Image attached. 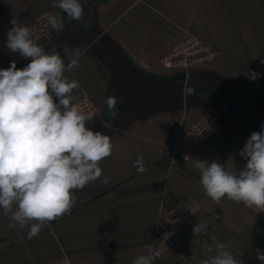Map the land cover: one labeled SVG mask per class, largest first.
<instances>
[{
	"label": "crops",
	"instance_id": "crops-1",
	"mask_svg": "<svg viewBox=\"0 0 264 264\" xmlns=\"http://www.w3.org/2000/svg\"><path fill=\"white\" fill-rule=\"evenodd\" d=\"M53 7V0H0V69L29 62L5 49L14 18L29 26ZM85 21H88L86 24ZM65 28L40 44L67 64L79 48V67L65 75L79 82L99 108L87 127L108 135L112 155L100 162L101 179L75 191L66 214L28 238V229L9 227L0 209V264H48L69 257L73 264H132L147 254L164 224V214L180 201L200 205L193 226L175 254L155 264H201L211 238L229 246L238 264H261L264 212L204 192L194 159L219 162L236 173L250 134L264 123V81L246 77L249 65L264 55V0H96L83 20L64 19ZM194 36L217 49L218 59L188 72L173 71L161 57L176 41ZM116 98L109 109L106 98ZM228 106L218 129L190 161L173 159L178 137L197 120ZM147 167L136 174L133 160ZM207 221V235L192 229Z\"/></svg>",
	"mask_w": 264,
	"mask_h": 264
},
{
	"label": "clouds",
	"instance_id": "clouds-1",
	"mask_svg": "<svg viewBox=\"0 0 264 264\" xmlns=\"http://www.w3.org/2000/svg\"><path fill=\"white\" fill-rule=\"evenodd\" d=\"M88 0H53V7L66 14H47L46 23L57 33L64 19L83 20ZM7 31V49L30 62L18 69L11 62L0 69V209L9 216V227L27 228L28 238L37 236L50 222L69 214L76 203L75 191L102 178L100 162L112 155L111 138L87 127L92 112H83L73 92L80 85L66 72L79 67L77 48L69 62L58 52L49 53L33 38L27 25L12 19ZM87 24L88 21H85ZM105 103L115 108L116 98ZM250 134L239 156L246 165L236 173L219 162L194 159L205 194L216 204L222 199L242 203L256 213L264 212V123ZM137 158V171L143 172ZM101 182L108 183L103 177ZM209 223H197L193 237L207 235ZM204 242L211 254L201 264H238L229 246L211 238ZM160 255L152 246L136 256L132 264H155ZM264 264V254L256 251Z\"/></svg>",
	"mask_w": 264,
	"mask_h": 264
},
{
	"label": "built area",
	"instance_id": "built-area-1",
	"mask_svg": "<svg viewBox=\"0 0 264 264\" xmlns=\"http://www.w3.org/2000/svg\"><path fill=\"white\" fill-rule=\"evenodd\" d=\"M49 13L63 17L60 11L49 10L28 26L32 29L33 38L38 44L48 42L56 32L46 23L47 14ZM5 49L13 56L20 55L19 53L10 52L6 45ZM218 57L217 49L210 47V45L197 37L187 36L176 41L167 49L163 57H161V63L170 70L188 72L194 67L203 66V64L210 65ZM246 77L252 84L261 85L263 83L264 55L249 65ZM75 102L80 104L83 112H92L94 114L93 119L98 117L99 108L88 93L84 91L78 93L75 97ZM228 110L229 107L225 106L211 118L195 121L187 131L178 137L174 150L164 154L173 159L192 160L205 141H207V138L218 129L219 118L222 115H226ZM138 157L136 156L133 160L135 172L136 174H143L146 172L147 167L142 158L144 171H137L136 161ZM199 209L200 205L196 202L180 201L169 211L165 212L164 224H162L161 231L152 244V247L160 253L156 259L157 262H164L176 253L181 245L182 235L193 226ZM48 264H73V262L69 257L65 256Z\"/></svg>",
	"mask_w": 264,
	"mask_h": 264
},
{
	"label": "water",
	"instance_id": "water-1",
	"mask_svg": "<svg viewBox=\"0 0 264 264\" xmlns=\"http://www.w3.org/2000/svg\"><path fill=\"white\" fill-rule=\"evenodd\" d=\"M82 2H83V0H82ZM95 2H96V0H88V3L86 5V13H89L93 9ZM62 16L64 17V16H66V14L62 12Z\"/></svg>",
	"mask_w": 264,
	"mask_h": 264
}]
</instances>
